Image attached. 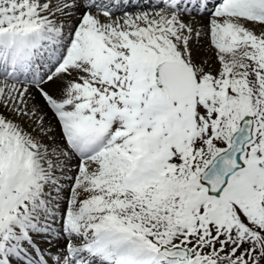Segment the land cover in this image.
I'll return each mask as SVG.
<instances>
[{"label":"snow or ice","instance_id":"obj_1","mask_svg":"<svg viewBox=\"0 0 264 264\" xmlns=\"http://www.w3.org/2000/svg\"><path fill=\"white\" fill-rule=\"evenodd\" d=\"M122 3L0 0V264H264V0Z\"/></svg>","mask_w":264,"mask_h":264},{"label":"bare ground","instance_id":"obj_2","mask_svg":"<svg viewBox=\"0 0 264 264\" xmlns=\"http://www.w3.org/2000/svg\"><path fill=\"white\" fill-rule=\"evenodd\" d=\"M148 1H151V0H138L135 3H139V4L143 5L144 3H148ZM123 8L124 9H121L120 6H118V5L115 6L114 10H113L114 11V17L121 16L125 10H128V11L135 10V9H132L131 7L126 8L124 6ZM194 19L199 21L201 24H203V23L207 22L208 17L207 16H199V15H197V16L194 17ZM31 91L35 95V89H32ZM37 102L40 103V104L43 103L42 101H40L38 96H37ZM44 111L47 112V109H44ZM45 123H50L51 124V126L55 130L54 134L57 136V133H58L57 128H58V126L56 124L55 118L52 116V114L50 112H47V115L45 117ZM57 139H59V136H58Z\"/></svg>","mask_w":264,"mask_h":264},{"label":"rangeland","instance_id":"obj_3","mask_svg":"<svg viewBox=\"0 0 264 264\" xmlns=\"http://www.w3.org/2000/svg\"><path fill=\"white\" fill-rule=\"evenodd\" d=\"M211 53H208V55H210ZM48 123H46V125H47ZM57 130H58V133H57V138H58V136H59V128H57Z\"/></svg>","mask_w":264,"mask_h":264}]
</instances>
